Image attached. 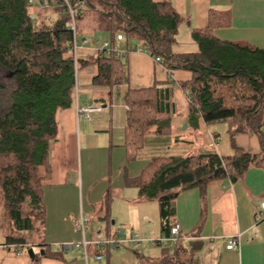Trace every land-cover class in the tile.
<instances>
[{
  "label": "trees",
  "instance_id": "trees-1",
  "mask_svg": "<svg viewBox=\"0 0 264 264\" xmlns=\"http://www.w3.org/2000/svg\"><path fill=\"white\" fill-rule=\"evenodd\" d=\"M76 7V35L85 29L107 32L111 48L117 35L124 44L147 48L168 70L187 69L192 78L180 83L189 98L190 120L195 127L226 122L234 138L238 132L258 134L264 147V49L215 36L219 26H229L231 16L212 10L205 28L195 29L199 51L175 54L173 41L183 17L170 1L70 0ZM0 0V190L7 246L31 247L43 232L46 219L44 182L51 177L50 149L57 138V111L72 107L76 97L77 70L96 66L93 82L114 87L129 82L128 64L113 50H95L75 58L74 33L66 23L70 14L65 0ZM39 11L34 13V6ZM53 8L55 19L45 12ZM90 42L98 39L89 37ZM172 85L132 89L126 93L127 160L137 158L146 133L169 131L168 99ZM235 153L153 158L133 180L140 194L157 199L161 235L175 225L180 189L204 187L210 180H239L252 166L264 167V153L254 154L234 142ZM107 199V204H108ZM41 228H40V227ZM27 233L29 236H25ZM35 235V237H33ZM29 237V238H28ZM169 248V247H168ZM168 264H194V253L178 244ZM109 264L112 250L96 249ZM167 260V259H166Z\"/></svg>",
  "mask_w": 264,
  "mask_h": 264
},
{
  "label": "crops",
  "instance_id": "crops-1",
  "mask_svg": "<svg viewBox=\"0 0 264 264\" xmlns=\"http://www.w3.org/2000/svg\"><path fill=\"white\" fill-rule=\"evenodd\" d=\"M165 1H170L183 17L172 45L175 54L199 51V45L193 38V31L207 26L209 13L212 10L229 13L231 16L229 26L215 28L214 34L217 38L264 49V0ZM33 9L34 13L39 11L36 5ZM45 14L51 20L56 17L53 8H49ZM96 37L98 39L96 42L92 40L89 45L80 48L79 59L88 57L96 50L100 41L98 36L94 39ZM107 40L109 36L105 39ZM125 59L128 64L129 82L114 87L93 82L97 71L93 64L77 70L75 103L72 107L57 111V138L51 143L50 149L52 172L49 190L56 191L54 193L57 194L58 202L62 198L61 192L67 188L74 189L76 203L79 202L80 196L84 197L83 185H86L88 199L91 201L98 189L100 196L94 198L96 199L94 203L101 204L94 205L91 202L88 205L83 203V205L67 206L70 208L67 212L63 205H53L52 210L46 205L43 232L30 244L34 257L30 256L27 244L24 246L4 244L6 238L1 230L0 264H100L105 258L97 261L93 254L97 248L92 241L97 238L120 237L122 236L120 230L126 231V234H133L139 230L143 233H155L154 236L159 233L161 236L159 205L160 227L155 232L156 225L153 224V220H149L151 217L149 211L154 212L157 207L145 205L151 199L141 195L139 188L133 183L153 158L200 154L230 156L235 153L234 142L251 153H264L261 139L254 132H238L232 138L229 124L226 122L206 124L201 119L197 127L192 124L189 98L180 86L181 82L192 78L191 71L187 69L170 71L163 62L156 61L146 52H131ZM156 83L160 86L173 87L172 96L168 99V110L171 115L169 131L159 133L156 128H150L151 130L146 133L145 145L137 158L128 161L125 148L126 93L129 88H147ZM178 88L184 92L185 106H179ZM77 104H101L102 109L94 112L89 120H83L77 118ZM262 130L264 132V125ZM172 146L184 147H181L180 152H174L175 150L167 152ZM116 158L119 161L118 165L124 168V172L121 171L122 181L117 180V186L114 187ZM120 159H125L126 163L123 164V160L120 162ZM113 189H117L120 193L122 205H116L117 198L113 201L111 193ZM46 197L44 187V201ZM261 202H264V167L257 165H252L239 180L234 182L229 178L214 179L204 187L180 189L174 216L175 224L179 225L181 231L179 244L194 253V264H264V218L255 219L263 210ZM132 203L137 204L131 205ZM133 206L134 212L137 213L136 219L123 218L124 222L118 225V218H112L113 212L117 210L130 212ZM52 212L53 216L58 213L54 217L59 221L52 222L49 227ZM81 216L86 217L88 223L89 221L91 223L85 233L76 228V221ZM239 234L240 246L237 249H228L229 238ZM25 236L29 235L25 233ZM83 239L90 242L88 262L81 247H75L68 255L59 247L57 249L49 247L52 241L79 243ZM142 243L138 246L143 248L141 251L138 248L134 251L113 250L109 264L169 263L168 257L173 254V248L158 245L161 248L157 250L154 249L157 244L149 242L143 247L144 243ZM149 253L153 255L150 256Z\"/></svg>",
  "mask_w": 264,
  "mask_h": 264
},
{
  "label": "built area",
  "instance_id": "built-area-1",
  "mask_svg": "<svg viewBox=\"0 0 264 264\" xmlns=\"http://www.w3.org/2000/svg\"><path fill=\"white\" fill-rule=\"evenodd\" d=\"M29 2L34 3L36 2V0H29ZM41 3L43 7L50 5L49 0H41ZM65 4L70 14V19L67 21L66 25L74 33L73 50H74L75 58L77 60L79 59L78 53L80 48L84 47L85 45H88L90 43V39L89 37H84L79 41L76 35V20H75V14L77 12V9L70 2V0H65ZM124 41H125L124 35L120 33L117 35V41L114 44L113 48H111V42L107 40L102 42L99 41V45L96 47V49L99 51H102L104 49L108 51L113 50L116 53V55L119 57H125L129 53L135 51L150 53L147 48H143L135 44L125 45ZM153 57L155 58L156 61L162 62L160 57L158 56H153ZM101 109H102L101 104H86V105L77 104L76 106L77 118L83 120H89L94 112L100 111ZM261 206L263 210L255 217L256 220L264 218V202H261ZM76 228L82 233H85L89 229L88 219L84 216H81V218L76 221ZM120 232L122 233V236L120 237H116V238L102 237V238H97L92 242L94 243L97 249H101V250L108 249L113 251L116 248L122 246L123 244H127L132 247H138L142 242L145 241V239L142 238L137 233L126 234V231L124 230L122 231L120 230ZM180 237H181L180 227L178 224H175L174 226H172L169 235H161L159 239H146V240L152 244H157L160 246L172 248L179 244ZM89 243H90L89 241L83 239V241L79 243L59 244L58 247L63 251H65L66 255H68V253L75 247H81L84 250L85 260L86 262H88ZM239 246H240V234L229 238L227 244L228 249H237ZM94 258L97 261H100L104 258V255L101 253H97L95 254Z\"/></svg>",
  "mask_w": 264,
  "mask_h": 264
},
{
  "label": "rangeland",
  "instance_id": "rangeland-1",
  "mask_svg": "<svg viewBox=\"0 0 264 264\" xmlns=\"http://www.w3.org/2000/svg\"><path fill=\"white\" fill-rule=\"evenodd\" d=\"M54 15H52V17H53ZM51 17V18H52ZM55 17V16H54ZM53 19V18H52ZM85 35L86 36H88V37H91V38H95V36H98L99 38H100V42H102V41H105V39L109 36V34L107 33V32H99V31H93L92 30V28L91 27H88V28H86L85 29ZM96 39H97V37H96ZM99 42V41H98ZM91 43V42H90ZM89 43V44H90ZM88 44V45H89ZM85 46H87V45H85ZM177 93H179L180 94V97H179V106H185V104H186V102H185V97H184V92L180 89V88H178V91H177ZM151 130V129H150ZM152 145H154V144H152ZM152 145H151V147H152ZM181 147H184V146H180V147H175V146H172V148L169 150V151H167V152H171L172 150H175L174 152H176V151H178V152H180V150H181ZM162 149H164V148H162ZM164 150H166V149H164ZM163 150V152H165ZM153 154H157V153H153ZM170 154H172V153H170ZM123 159H120V162L122 161ZM118 160H117V158L115 159V163H114V171H115V175H114V181H115V186L114 187H116L117 186V180H120V181H122V178H121V175H123V174H121V171L122 172H124V168H122V166L120 167L119 165H118ZM126 163V160L124 159L123 160V164H125ZM84 166H85V163H84ZM120 170V171H119ZM51 182V178H48L45 182H44V187H45V190H46V194H47V197H46V200H45V202H46V205H49L50 206V209L52 210V208H53V205H63V206H65L66 207V212H67V210L68 209H70L69 207H72L73 205H83V203H84V205H88L89 203H94L95 201H96V199H94V198H99V191H98V189L96 190V193L94 194V198L92 197L91 198V201L88 199V194H87V188H86V185H83L84 186V197H82V195L80 196V200H79V202L77 201V203H76V200H75V192H74V189L73 188H67V189H65V190H63L62 192H63V194H62V192H61V195H62V198H61V200L58 202V200L59 199H57V194L56 193H54V192H56L54 189H50L49 190V183ZM113 191H115V193L113 192ZM113 191L111 192L112 193V196H113V201L117 198V204L116 205H122V202H123V200H121L122 199V197H121V195H120V193L117 191V189H113ZM1 190H0V216H1V214H2V208H4L3 207V202H2V195H1ZM61 197V196H60ZM150 202H147L145 205H156V211H154L153 212V210L152 211H149V213L151 214V217L149 218V220H153L154 222H153V224H155L156 226L154 227V229H155V232H157V230H158V228L160 227V225H159V210H158V201H156V199H151V200H149ZM132 202H136V201H132ZM98 203V202H97ZM101 204V203H100ZM100 204H96V203H94V205H100ZM137 203H132L131 205H136ZM111 205H113V202H112V204ZM139 205V204H138ZM67 206H69V207H67ZM135 211V209H134V206L131 208V214H130V212H128V211H126L125 212V210H123V211H115V212H113V210H112V212H113V215H112V218H114V219H117V224L118 225H120L122 222H124L123 220V218H131L132 220H134V219H136V214L137 213H135L134 212ZM52 214V216H51V218H50V224H49V227L51 226V223L52 222H58L59 220H58V218L57 217H54V216H56V214L58 215V213H56L54 216H53V212L51 213ZM153 214H154V216H153ZM62 216H63V214H62ZM66 216V215H65ZM0 222H1V219H0ZM89 224H91L90 223V221H89ZM152 224V225H153ZM117 226V225H116ZM40 227V226H39ZM42 227V226H41ZM40 227V228H41ZM1 230H2V233H3V228L0 226V235L2 236V233H1ZM89 230V229H88ZM136 230V229H135ZM138 232H134V233H137V234H139L142 238H144L145 239V241L142 243L143 245V247H145L146 245H148L149 244V242L146 240L147 238L148 239H154V238H156V239H159L160 238V234L158 233L156 236H154L153 234H155V233H143L142 231H139V230H137ZM59 233H61L60 231H58ZM4 234H6V233H4ZM127 234H129V233H127ZM148 234V235H147ZM147 236V237H146ZM34 237H35V235H34ZM29 238V237H28ZM67 243H74V242H72V241H69V242H67ZM59 244H66V243H64V242H60V241H52V242H50V245H49V247H51L52 249H57L58 248V245ZM55 247V248H54ZM125 247H127V248H125ZM125 247H118V248H116V249H129V250H132V251H134L135 249H137L138 247H132V246H125ZM162 247V246H161ZM160 246H154V249L156 248H158V249H160L161 248ZM164 247V246H163ZM115 249V250H116ZM157 249V250H158ZM35 250L36 251H38V248H36L35 247ZM138 250H143V248L142 247H139L138 248ZM73 251V250H72ZM72 251H71V253H72ZM75 251V250H74ZM76 251H78L77 249H76ZM116 251H118V250H116ZM149 255L151 256V255H153V254H151V253H149Z\"/></svg>",
  "mask_w": 264,
  "mask_h": 264
},
{
  "label": "water",
  "instance_id": "water-1",
  "mask_svg": "<svg viewBox=\"0 0 264 264\" xmlns=\"http://www.w3.org/2000/svg\"><path fill=\"white\" fill-rule=\"evenodd\" d=\"M29 254H30L31 257H34L33 248H31V249L29 250Z\"/></svg>",
  "mask_w": 264,
  "mask_h": 264
}]
</instances>
